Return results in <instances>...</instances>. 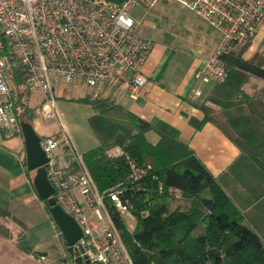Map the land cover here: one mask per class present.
<instances>
[{"label": "trees", "instance_id": "trees-1", "mask_svg": "<svg viewBox=\"0 0 264 264\" xmlns=\"http://www.w3.org/2000/svg\"><path fill=\"white\" fill-rule=\"evenodd\" d=\"M250 45L224 46L219 57L227 77L216 82L201 103L194 102L203 119L190 118L196 129L215 124L240 150L219 177L186 143L162 132L157 143L150 142L146 135L153 126L112 98L73 99L93 110L88 123L100 144L83 157L99 191H120L131 206L134 231L114 207L110 213L134 264H264V86L246 88L253 79L264 81V50L245 59ZM0 46L17 120L33 125L39 108L30 105L33 92L25 68L4 38ZM117 146L146 171L143 178L131 179L126 156H108ZM1 218L15 217L0 207V236L11 239L12 230ZM20 236L25 249L34 253L25 235Z\"/></svg>", "mask_w": 264, "mask_h": 264}, {"label": "built area", "instance_id": "built-area-1", "mask_svg": "<svg viewBox=\"0 0 264 264\" xmlns=\"http://www.w3.org/2000/svg\"><path fill=\"white\" fill-rule=\"evenodd\" d=\"M162 1L0 0V39H5L25 68L31 91L42 93L38 111L41 119L59 124L58 133L41 137V147L49 159L47 173L55 190L53 197L81 226L83 237L75 247L90 264H134L110 207L124 219L125 215H133L120 191H99L58 112L56 89L61 82L98 91L124 83L137 95L149 83L143 67L155 44L135 31L132 12L138 7L153 9ZM168 1L178 2L221 35L219 49L196 74L203 83L223 82L227 69L219 55L224 46L252 41L264 23V0ZM1 48L0 124L21 133L4 77L7 63ZM200 95V91H195L191 98ZM107 154L110 158L126 156L131 179L145 176L146 171L121 147H114ZM72 261L75 263L73 258Z\"/></svg>", "mask_w": 264, "mask_h": 264}, {"label": "crops", "instance_id": "crops-1", "mask_svg": "<svg viewBox=\"0 0 264 264\" xmlns=\"http://www.w3.org/2000/svg\"><path fill=\"white\" fill-rule=\"evenodd\" d=\"M211 38L214 39V36ZM220 44V39L217 43L209 40V47L191 49L187 54L188 58L180 55L168 45L156 44L143 67V73L147 76L149 83L137 95H133L124 83L104 91L92 88L93 91L85 95L110 97L138 117L149 122L153 126V130L146 136L152 143L159 141L158 132L186 143L210 173L219 177L237 160L240 150L215 124L208 122L201 129H196L191 125L190 118L203 119V113L194 105V102L201 103L210 93L215 82L203 83L196 79V74L206 67L211 56L219 49ZM263 50L264 23L251 41L244 57L251 59L255 53ZM251 84L263 87L264 81L253 79ZM59 89L60 84L56 90L59 92ZM75 89L78 88L75 87ZM67 90L68 88H63L61 91L63 95ZM195 91H200L201 95L191 98ZM32 92L34 94V91ZM63 95L59 93L58 98ZM42 100V93L38 104L33 105L31 98V107L39 108ZM91 111L93 114L92 109ZM37 124L38 126H36ZM33 126L41 137L58 133V131L42 126L37 117L34 119ZM91 130L96 138V144L92 140L72 139L81 154L97 148L100 144L95 132L92 128ZM25 158L23 136L14 129L0 124V207L13 211L15 203L28 204L31 194L39 198L32 183L35 172L28 171ZM49 218L56 230L51 215ZM5 245H7L6 242L0 239V247ZM11 251L15 254L13 261L11 258L7 259L8 256H1L2 254H10ZM11 251L0 252V264L37 263L33 256L19 253L16 250Z\"/></svg>", "mask_w": 264, "mask_h": 264}, {"label": "rangeland", "instance_id": "rangeland-1", "mask_svg": "<svg viewBox=\"0 0 264 264\" xmlns=\"http://www.w3.org/2000/svg\"><path fill=\"white\" fill-rule=\"evenodd\" d=\"M132 15L136 20L135 31L139 35L153 40L155 45H168L187 58L191 49L209 47V40L216 43L219 39L221 41L217 30L175 1H162L155 8L147 10L138 7L133 10ZM212 36L214 39L211 38ZM252 86L253 84L250 82L246 86L247 90L251 91ZM63 88H68L64 95L61 92ZM92 91V88L85 85H66L61 82L59 92L56 90L57 108L73 140L77 138L86 141L92 140L96 144V138L88 123V118L92 114L91 108L73 101V99ZM59 93L63 95L60 98H58ZM40 100L41 93L35 91L32 96L33 105L38 104ZM36 116L42 126L60 131L57 123L44 122L38 113ZM29 198L28 204H14L15 208L10 212L15 219L1 218V223L12 230V238L6 239L0 236V239L7 244L5 245L6 248L5 246L0 247V252L16 250L19 253L33 256L36 264H70L72 260L69 251H67L60 231L57 228L55 230L45 204L35 195L31 194ZM125 219L128 228L134 231L136 228L135 218L125 215ZM20 233L25 235V244L28 248H34L33 251L46 252L47 256L41 257L35 253H29L24 244L21 243L22 236ZM1 256H8L7 259L11 258L13 261L15 254L11 251L10 254H2Z\"/></svg>", "mask_w": 264, "mask_h": 264}, {"label": "water", "instance_id": "water-1", "mask_svg": "<svg viewBox=\"0 0 264 264\" xmlns=\"http://www.w3.org/2000/svg\"><path fill=\"white\" fill-rule=\"evenodd\" d=\"M21 132L23 134L26 164L29 172H35L33 186L40 200L49 208L51 217L62 234L64 241L68 245L70 256L74 259L75 264H90L86 257L80 256L78 249L75 247L83 237V231L73 215L66 213L63 208L57 204L53 197L55 190L49 181L47 165L49 159L41 147V136H39L34 126L27 122H21ZM29 249H33L29 247ZM41 257H46V252L34 251Z\"/></svg>", "mask_w": 264, "mask_h": 264}]
</instances>
